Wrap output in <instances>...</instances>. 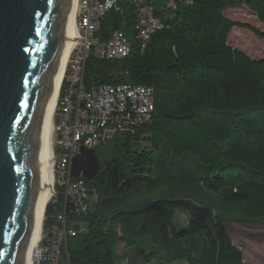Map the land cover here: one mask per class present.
Here are the masks:
<instances>
[{"label":"trees","instance_id":"1","mask_svg":"<svg viewBox=\"0 0 264 264\" xmlns=\"http://www.w3.org/2000/svg\"><path fill=\"white\" fill-rule=\"evenodd\" d=\"M162 1L149 0L163 27L146 49L123 0L102 28L122 29L130 54L86 61L85 89L149 86L154 109L149 121L95 149L91 206L67 214L86 229L67 238L66 264H118L120 245L165 264H251L224 223L264 224V57L250 58L229 37L233 28L264 33L224 10L244 6L264 24V0ZM61 209V200L46 204L44 232L58 225Z\"/></svg>","mask_w":264,"mask_h":264},{"label":"water","instance_id":"2","mask_svg":"<svg viewBox=\"0 0 264 264\" xmlns=\"http://www.w3.org/2000/svg\"><path fill=\"white\" fill-rule=\"evenodd\" d=\"M70 1L0 0V264L24 261L41 187L39 129ZM99 166L95 150L82 148L70 175L92 180Z\"/></svg>","mask_w":264,"mask_h":264},{"label":"built area","instance_id":"3","mask_svg":"<svg viewBox=\"0 0 264 264\" xmlns=\"http://www.w3.org/2000/svg\"><path fill=\"white\" fill-rule=\"evenodd\" d=\"M122 1H77L76 35L54 114V185L49 202L61 200L62 209L57 214L58 225L48 232L42 229L41 239L35 249L34 264H61V259L66 262L67 238L86 229L75 221H67L68 212L84 213L91 206L87 201L89 193L86 180L70 175L72 159L82 148L95 150L117 133L128 132L151 118L154 109L152 87L103 84L85 89L84 85L85 65L90 56L121 60L131 52L132 45L122 29L102 28V20L107 12L118 9L117 3L121 4ZM129 2L134 16V39L138 47L144 50L151 35L163 27V22L155 15V7L149 0ZM174 2L163 1L168 8Z\"/></svg>","mask_w":264,"mask_h":264},{"label":"rangeland","instance_id":"4","mask_svg":"<svg viewBox=\"0 0 264 264\" xmlns=\"http://www.w3.org/2000/svg\"><path fill=\"white\" fill-rule=\"evenodd\" d=\"M224 15L231 20L247 23L260 32L264 33V24L260 23L257 20V17L244 6L228 8L224 10ZM229 44L232 47L239 49L252 59L264 57V39L258 38L254 33L247 29L233 28L229 37ZM175 218L179 223L183 222L186 220V214L177 211ZM224 224L227 226L228 232L230 233L234 244L238 246L239 249H241L244 261L251 264H264V224ZM41 234L42 231L40 236ZM116 254L118 264H165L159 263L153 259L150 260L137 250L133 248H127L124 245L118 246ZM61 263L66 264L64 259H61ZM171 264H182V262L175 261Z\"/></svg>","mask_w":264,"mask_h":264},{"label":"bare ground","instance_id":"5","mask_svg":"<svg viewBox=\"0 0 264 264\" xmlns=\"http://www.w3.org/2000/svg\"><path fill=\"white\" fill-rule=\"evenodd\" d=\"M78 0L70 1V9L64 29L65 39L61 48V54L53 75L50 88L49 99L46 105L44 117L39 129L38 151L41 157L39 170L40 189L37 194L34 209L33 225L28 237L23 264H34L35 249L41 239L42 221L45 206L51 199L53 193V132H54V114L57 107L59 92L65 70L74 43L76 35L75 11ZM42 235V234H41Z\"/></svg>","mask_w":264,"mask_h":264},{"label":"crops","instance_id":"6","mask_svg":"<svg viewBox=\"0 0 264 264\" xmlns=\"http://www.w3.org/2000/svg\"><path fill=\"white\" fill-rule=\"evenodd\" d=\"M85 73V72H84Z\"/></svg>","mask_w":264,"mask_h":264}]
</instances>
